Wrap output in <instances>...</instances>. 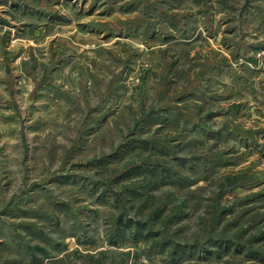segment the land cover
<instances>
[{
    "label": "rangeland",
    "instance_id": "rangeland-1",
    "mask_svg": "<svg viewBox=\"0 0 264 264\" xmlns=\"http://www.w3.org/2000/svg\"><path fill=\"white\" fill-rule=\"evenodd\" d=\"M0 4V264H264V0Z\"/></svg>",
    "mask_w": 264,
    "mask_h": 264
},
{
    "label": "crops",
    "instance_id": "crops-1",
    "mask_svg": "<svg viewBox=\"0 0 264 264\" xmlns=\"http://www.w3.org/2000/svg\"><path fill=\"white\" fill-rule=\"evenodd\" d=\"M3 4H0V6H2ZM4 9V8H3ZM6 11V10H5ZM4 12V11H3Z\"/></svg>",
    "mask_w": 264,
    "mask_h": 264
}]
</instances>
